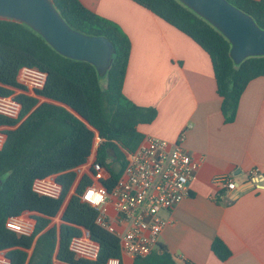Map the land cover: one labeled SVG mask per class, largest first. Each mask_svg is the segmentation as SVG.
Masks as SVG:
<instances>
[{"label": "trees", "instance_id": "obj_1", "mask_svg": "<svg viewBox=\"0 0 264 264\" xmlns=\"http://www.w3.org/2000/svg\"><path fill=\"white\" fill-rule=\"evenodd\" d=\"M131 1L187 35L208 54L224 121L232 122L248 83L264 77V57H251L235 65L229 42L178 0ZM226 1L264 30V0ZM52 2L72 30L105 37L115 52L105 76L100 78L91 64L63 57L26 25L0 20V96L10 95L5 86L25 91L16 82L17 71L23 66L47 75L44 88L35 91V97H15L21 105L17 119L0 116V127L14 128L4 130L6 139L0 150V251H5L10 264H53L54 259L62 264H106L109 258H121L119 241L95 224L97 211L80 199L92 183L89 175H82L69 198L59 231L47 227L68 197L77 177L75 169L91 155L92 130L103 139L95 162L104 167L108 177L101 184L110 191L124 169L126 153L133 152L143 137L138 126L150 124L157 112L152 107L137 106L123 93L131 50L124 31L78 0ZM38 98L68 107L84 121L63 106L38 104ZM49 175H55L61 186L58 199L37 196L31 190L34 179ZM23 212L41 215L32 218L35 226L30 236H18L5 228L6 219ZM81 229L99 244L95 261L75 259L68 249L70 239L79 235ZM211 250L220 261L231 255L219 238L212 241ZM135 264L176 263L166 248L158 245L149 256L136 258Z\"/></svg>", "mask_w": 264, "mask_h": 264}, {"label": "crops", "instance_id": "obj_2", "mask_svg": "<svg viewBox=\"0 0 264 264\" xmlns=\"http://www.w3.org/2000/svg\"><path fill=\"white\" fill-rule=\"evenodd\" d=\"M78 1L116 23L130 40L123 93L137 106L157 112L150 124L138 126V132L180 144L199 163L189 196L173 211L160 212L168 223L158 245L176 264H264V77L248 83L234 120L226 123L210 58L191 38L131 0ZM4 88L14 97H35L19 88ZM38 101L63 106L75 115L62 104ZM91 158L75 171L87 168L84 174L90 176ZM253 168L262 175L260 185L249 178ZM222 176L231 177L236 188L222 191L215 184ZM66 205L57 213L60 224L49 226L56 215L47 229L59 231ZM215 238L230 250L225 261L211 250ZM120 263L135 264V259L121 255ZM53 264L62 263L54 259Z\"/></svg>", "mask_w": 264, "mask_h": 264}, {"label": "built area", "instance_id": "obj_3", "mask_svg": "<svg viewBox=\"0 0 264 264\" xmlns=\"http://www.w3.org/2000/svg\"><path fill=\"white\" fill-rule=\"evenodd\" d=\"M46 77V73L37 68L23 66L17 71L16 82L22 89L34 94L44 88ZM20 110L21 105L14 96H0V116L17 119ZM92 131L93 159L89 165L92 183L83 190L80 199L97 211L95 224L118 239L121 255L133 259L145 258L156 251L168 223L160 217V212L173 211L189 196L190 183L199 163L180 144L143 136L136 149L126 153L124 169L111 190L107 191L101 184L106 179V171L95 162L96 151L103 139L97 131ZM5 139L4 130L0 127V150ZM178 140L182 142L183 137ZM249 178L260 185L262 175L259 169L250 170ZM215 184L222 191L236 188L229 176L216 178ZM31 190L37 196L58 199L61 186L56 182L55 175H49L34 179ZM97 195L103 197V202L98 205L92 203ZM111 210L113 214H110ZM34 226L35 222L28 212L5 221V228L18 236H30ZM68 249L75 259L95 261L99 244L87 230L81 229L79 235L70 239ZM0 264H10L5 251H0ZM106 264H120V259L109 258Z\"/></svg>", "mask_w": 264, "mask_h": 264}, {"label": "water", "instance_id": "obj_4", "mask_svg": "<svg viewBox=\"0 0 264 264\" xmlns=\"http://www.w3.org/2000/svg\"><path fill=\"white\" fill-rule=\"evenodd\" d=\"M178 1L221 33L230 44L229 54L235 65L251 57H264V30L252 17L228 1ZM0 20L26 25L58 54L91 64L100 78L105 76L111 65L115 52L112 44L105 37L86 36L72 30L52 0H0Z\"/></svg>", "mask_w": 264, "mask_h": 264}, {"label": "rangeland", "instance_id": "obj_5", "mask_svg": "<svg viewBox=\"0 0 264 264\" xmlns=\"http://www.w3.org/2000/svg\"><path fill=\"white\" fill-rule=\"evenodd\" d=\"M91 160H92V158H91ZM112 169H113V170H116V166H112ZM86 170H87V168H83L82 170H79V171L76 170L77 178H76V180H75V182H74V184H73V186H72V188H71V190H70V192H69V194H68V197H67V199L65 200V203H64V205L62 206L60 212H62L63 208L65 207V205H66V203H67V201H68L69 198L73 195V193H74V191H75V189H76V187H77V184H78L80 178L82 177V175L85 173ZM59 224H60V214L57 215V217H55V218L52 220V222L50 223L49 226H52V225H59Z\"/></svg>", "mask_w": 264, "mask_h": 264}, {"label": "clouds", "instance_id": "obj_6", "mask_svg": "<svg viewBox=\"0 0 264 264\" xmlns=\"http://www.w3.org/2000/svg\"><path fill=\"white\" fill-rule=\"evenodd\" d=\"M90 195L91 194H89V198H90ZM103 202V197H101V196H99V195H97L96 197H95V199L92 201V203L93 204H101Z\"/></svg>", "mask_w": 264, "mask_h": 264}]
</instances>
